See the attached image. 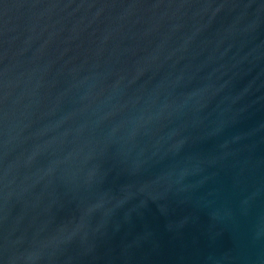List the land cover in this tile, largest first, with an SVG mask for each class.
Listing matches in <instances>:
<instances>
[{
    "label": "water",
    "instance_id": "obj_1",
    "mask_svg": "<svg viewBox=\"0 0 264 264\" xmlns=\"http://www.w3.org/2000/svg\"><path fill=\"white\" fill-rule=\"evenodd\" d=\"M0 264H264V0H0Z\"/></svg>",
    "mask_w": 264,
    "mask_h": 264
}]
</instances>
